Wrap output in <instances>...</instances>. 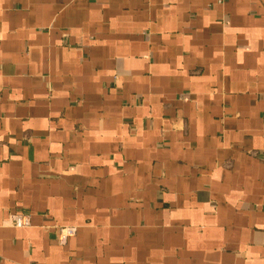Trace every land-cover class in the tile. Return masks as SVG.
<instances>
[{
  "label": "crops",
  "instance_id": "1",
  "mask_svg": "<svg viewBox=\"0 0 264 264\" xmlns=\"http://www.w3.org/2000/svg\"><path fill=\"white\" fill-rule=\"evenodd\" d=\"M0 264H264V0H0Z\"/></svg>",
  "mask_w": 264,
  "mask_h": 264
},
{
  "label": "built area",
  "instance_id": "2",
  "mask_svg": "<svg viewBox=\"0 0 264 264\" xmlns=\"http://www.w3.org/2000/svg\"><path fill=\"white\" fill-rule=\"evenodd\" d=\"M6 221L15 227H26L30 225V217L28 214L11 213ZM55 232L58 241L65 243L70 236L75 234V229L72 226H56Z\"/></svg>",
  "mask_w": 264,
  "mask_h": 264
}]
</instances>
